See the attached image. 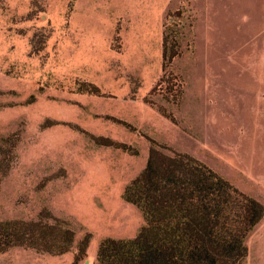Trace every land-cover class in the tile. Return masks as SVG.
Masks as SVG:
<instances>
[{
  "label": "rangeland",
  "instance_id": "rangeland-1",
  "mask_svg": "<svg viewBox=\"0 0 264 264\" xmlns=\"http://www.w3.org/2000/svg\"><path fill=\"white\" fill-rule=\"evenodd\" d=\"M151 142L264 206V0H0V224L74 235L0 264H75L87 235L76 264H92L103 240L134 238L123 193ZM246 245L243 264H264V217Z\"/></svg>",
  "mask_w": 264,
  "mask_h": 264
},
{
  "label": "trees",
  "instance_id": "trees-1",
  "mask_svg": "<svg viewBox=\"0 0 264 264\" xmlns=\"http://www.w3.org/2000/svg\"><path fill=\"white\" fill-rule=\"evenodd\" d=\"M167 38L164 62L175 56L168 55ZM151 143L145 168L123 193L144 225L132 239L103 240L92 264H243L247 236L263 219L264 206L195 158ZM73 238L56 220L3 222L0 253L21 247L60 255L69 251ZM89 239L81 242L75 264Z\"/></svg>",
  "mask_w": 264,
  "mask_h": 264
},
{
  "label": "water",
  "instance_id": "water-1",
  "mask_svg": "<svg viewBox=\"0 0 264 264\" xmlns=\"http://www.w3.org/2000/svg\"><path fill=\"white\" fill-rule=\"evenodd\" d=\"M84 264H90L89 260L85 261V263H84Z\"/></svg>",
  "mask_w": 264,
  "mask_h": 264
}]
</instances>
